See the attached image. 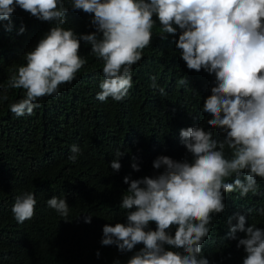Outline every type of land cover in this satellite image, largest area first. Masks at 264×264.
<instances>
[{"label": "clouds", "instance_id": "9594fccd", "mask_svg": "<svg viewBox=\"0 0 264 264\" xmlns=\"http://www.w3.org/2000/svg\"><path fill=\"white\" fill-rule=\"evenodd\" d=\"M16 7L55 24L25 54L26 64L6 86L0 85L4 88L0 102L8 100V89L24 90L23 98L9 104L17 117L33 114L41 98L58 94L61 85L76 78L87 63L79 54L81 41L103 62L96 99L122 101L132 88L133 65L150 45L156 21L166 34L162 40L175 37L179 29L174 43L189 70L214 74L215 86L202 111L211 117L209 128L222 131L223 140L202 126L181 129L180 139L191 161L159 156L153 162L157 175L125 177L129 187L119 206L126 210L127 224L104 225L101 240L102 246L115 245L121 253L142 244L127 264H209L201 255L202 246L213 214L225 210L224 194H257V177L264 179V0H72L74 10L93 14L95 31L80 36L63 27L68 11L64 0H0V20H9ZM6 30L11 31L10 24ZM24 30L21 27L20 34ZM179 83L187 84L184 78ZM150 87L164 94L155 78ZM71 153L72 162L82 154L77 145L71 146ZM125 154L117 149L110 164L114 172L120 171L119 160ZM132 168L140 171L136 163ZM36 203L32 192L17 196L12 207L15 220L21 224L30 220ZM47 205L67 222L65 198L54 196ZM259 215L264 216V208ZM91 218L87 215L84 222L91 223ZM150 223H155V230ZM227 224L233 240L238 239L237 232L246 233L237 243L246 253L243 264H264V228L256 224L245 228L246 216L240 213L229 217Z\"/></svg>", "mask_w": 264, "mask_h": 264}, {"label": "trees", "instance_id": "16d2710c", "mask_svg": "<svg viewBox=\"0 0 264 264\" xmlns=\"http://www.w3.org/2000/svg\"><path fill=\"white\" fill-rule=\"evenodd\" d=\"M64 6L68 8L65 29L78 36L95 31L93 14L74 10L72 0H64ZM9 24L11 31L6 30ZM52 26L19 7L9 20H0V85L6 86L18 67L26 64L25 54L35 49ZM21 27L25 29L22 34ZM179 34L178 29L175 37L160 39L166 34L156 21L150 45L133 65L132 88L120 102L96 99L103 62L83 41L79 54L86 59L85 66L71 83L60 86L58 94L41 98L33 114H13L9 104L25 93L7 90L8 100L0 102V264H127L143 248L140 244L121 253L115 245L101 244L104 225L127 224L126 210L119 206L129 187L124 178L157 175L153 162L159 156L191 161L180 139L181 129L202 126L215 139L224 138L221 130L209 128L211 117L202 111L215 76L187 68L174 43ZM153 78L164 89L163 95L150 87ZM182 78L187 84L179 83ZM72 145L82 152L75 162L68 159ZM117 149L126 154L119 160L120 171L114 172L110 164ZM225 155H231L227 148ZM133 163L140 171L133 170ZM257 184V194H224L225 210L213 214L202 246L201 255L209 264H243L246 253L237 243L246 233L237 232L238 239H231L227 221L240 213L246 216L245 228L251 224L264 228V216L259 215L264 208V179L257 177ZM26 191L34 194L37 203L34 216L21 224L12 207ZM54 196L66 199L67 222L47 205ZM87 215H92L91 223L84 222ZM149 228L155 230V223ZM170 231L174 235L175 229Z\"/></svg>", "mask_w": 264, "mask_h": 264}]
</instances>
